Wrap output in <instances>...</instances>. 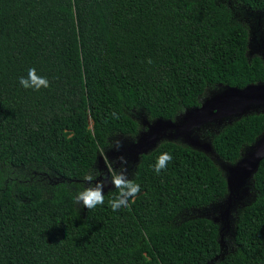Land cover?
I'll return each instance as SVG.
<instances>
[{"label": "trees", "instance_id": "1", "mask_svg": "<svg viewBox=\"0 0 264 264\" xmlns=\"http://www.w3.org/2000/svg\"><path fill=\"white\" fill-rule=\"evenodd\" d=\"M237 1L264 11V0ZM249 41L217 0H0V264H264V160L226 255L213 221L173 225L228 193L221 169L191 147L166 141L142 155L133 178L141 191L127 208L109 206L114 188L85 215L75 203L110 137L138 135L129 111L174 120L211 86L264 83ZM30 68L50 87L24 89ZM263 133L264 113L253 114L212 142L236 163ZM164 152L173 159L157 174ZM37 166L63 180L50 194L12 179Z\"/></svg>", "mask_w": 264, "mask_h": 264}, {"label": "rangeland", "instance_id": "2", "mask_svg": "<svg viewBox=\"0 0 264 264\" xmlns=\"http://www.w3.org/2000/svg\"><path fill=\"white\" fill-rule=\"evenodd\" d=\"M217 2L218 4L228 6L232 12L233 19L248 28L250 33L247 50L248 59L251 61L259 57L264 61V11H255L247 8L237 0H217ZM227 88L224 85L208 88L201 97V106L214 98L225 97ZM190 110H180L177 117L171 121L174 125L183 126V129L180 131L179 129H172L170 125L162 124L158 120L151 119L148 112L142 108L129 111V114L140 125L138 135L134 137L112 135L109 140V146L103 149V152L100 151L97 163L92 172L98 169L104 176H108L110 168H120V165L117 163V158L122 155L128 161L129 178L133 179L141 156L155 150L161 143L172 141L193 148L197 147L192 145V140L211 144L214 136L220 133L226 126L237 122L243 117L264 113V103L252 105L243 113L223 112L216 116L211 114H205L203 117L193 116L189 122L188 118L192 115V111ZM188 136L191 137V140L188 139ZM116 139H119L123 144L120 151L113 150V141ZM257 143L258 141L254 145ZM254 145L247 146L242 150L240 160L248 156ZM197 149L204 151L202 148ZM207 154L221 169L227 180H230V190L225 197L218 199L208 207L184 211L177 217L173 225L178 226L185 221L198 218H206L213 221L219 226L222 250L224 255H226L235 250V235L240 214L246 206L256 200L258 194L254 186V175L248 176L244 171H238L236 168L238 162L229 163L224 161L214 149L207 152ZM14 174L13 180L19 178L20 182L38 184L44 187L48 194L52 192V186L63 182L62 179L50 173L45 168L38 166L23 168L15 171ZM84 183L87 186L85 180ZM111 189H113V186H109L108 181H106L104 193ZM76 191L79 192L78 189ZM77 208L81 214H86L87 208L82 204L77 205Z\"/></svg>", "mask_w": 264, "mask_h": 264}, {"label": "clouds", "instance_id": "3", "mask_svg": "<svg viewBox=\"0 0 264 264\" xmlns=\"http://www.w3.org/2000/svg\"><path fill=\"white\" fill-rule=\"evenodd\" d=\"M148 62L151 63L152 61L149 60ZM19 83L24 89H33L35 91L50 87L49 80L46 77L39 76L35 68H30L28 70L27 77H20ZM112 116L118 118L115 112L112 113ZM112 147L114 151H120L123 144L119 139H116L113 141ZM100 151L103 152V149H100ZM172 159L173 157L171 154L167 152L162 153L156 160L154 171L159 174L162 170L167 168L168 163L171 162ZM117 163L120 165V168H110L108 176H104L98 169L86 175L84 180L87 186L84 187L82 191L76 193L75 203L77 205L82 204L89 210L94 209L98 205H103L105 202L104 188L106 186V181H108L116 190L115 194L109 200V206L113 211L127 208L129 206V201L133 200L140 193L141 186L136 180L129 178L128 161L124 156H119L117 158Z\"/></svg>", "mask_w": 264, "mask_h": 264}, {"label": "water", "instance_id": "4", "mask_svg": "<svg viewBox=\"0 0 264 264\" xmlns=\"http://www.w3.org/2000/svg\"><path fill=\"white\" fill-rule=\"evenodd\" d=\"M228 87V86H227ZM264 103V83L256 84V85H249L244 89L238 88H227V94L225 97L214 98L211 101L207 102L206 104L202 105V107L191 109L192 115L189 116L188 121L190 122L193 116L195 117H203L205 114H211L213 116L222 114L223 112H230V113H243L247 111L249 107L252 105H260ZM158 121L165 123L166 125H170L172 129H179L182 130L183 126L174 125L171 121L172 120H162L157 119ZM169 122V123H167ZM188 139L191 140V137L188 136ZM258 143L254 145L256 142ZM172 142V141H171ZM253 144L252 151L248 154V156L242 160H238L237 170L244 171L248 176H255L261 162L264 160V133L256 140ZM192 145L197 148H202L204 151H201L205 154L210 152L212 149L215 150L213 146V142L211 144L208 143H201L198 140H192ZM208 155V154H207ZM209 156V155H208ZM242 157V153H241ZM227 180V178H226ZM228 184V192L230 190L231 184L230 180H227Z\"/></svg>", "mask_w": 264, "mask_h": 264}, {"label": "flooded vegetation", "instance_id": "5", "mask_svg": "<svg viewBox=\"0 0 264 264\" xmlns=\"http://www.w3.org/2000/svg\"><path fill=\"white\" fill-rule=\"evenodd\" d=\"M200 107H202V106H200ZM200 107H199V108H200ZM101 178H102V177H101ZM108 184H109V186H111L110 182H108Z\"/></svg>", "mask_w": 264, "mask_h": 264}]
</instances>
